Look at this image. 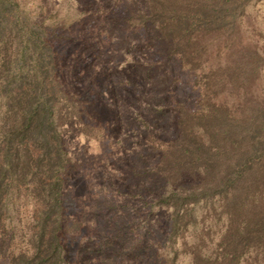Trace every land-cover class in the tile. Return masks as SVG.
I'll return each instance as SVG.
<instances>
[{
	"label": "rangeland",
	"instance_id": "rangeland-1",
	"mask_svg": "<svg viewBox=\"0 0 264 264\" xmlns=\"http://www.w3.org/2000/svg\"><path fill=\"white\" fill-rule=\"evenodd\" d=\"M17 1L45 29L55 53L52 85L65 115L60 129L68 158L61 264H264L262 249L222 263L230 228L223 202H194L204 162L169 170L164 159L167 145L202 135L200 117L214 106L238 117L246 100L253 111L262 102L264 57L245 100L214 74L237 55L264 50V0L249 1L231 30L201 38L208 47L197 70L171 55L146 14L174 0ZM172 192L178 196L161 202ZM6 204L0 264L28 249L36 207L23 191L9 194Z\"/></svg>",
	"mask_w": 264,
	"mask_h": 264
},
{
	"label": "trees",
	"instance_id": "trees-1",
	"mask_svg": "<svg viewBox=\"0 0 264 264\" xmlns=\"http://www.w3.org/2000/svg\"><path fill=\"white\" fill-rule=\"evenodd\" d=\"M182 1H160L146 14L170 45L171 55L197 70L208 47L201 38L231 30L251 0ZM237 56L232 66L214 76L232 83L235 92L241 89L245 100L258 80L264 50ZM55 72V53L45 29L20 10L17 0H0V252L9 194L23 191L36 204L28 249L11 255L10 264L64 261L62 173L68 158L60 129L65 115L56 107L59 100L52 85ZM250 100L244 102L246 113L238 117L219 105L204 112L202 135H184L167 145L164 155L169 170L204 162L197 172L201 179L194 202H223L230 228L222 263L238 262L244 251L264 253V97L254 111L247 105ZM173 195L178 196L172 192L161 202ZM175 212L174 226L179 216Z\"/></svg>",
	"mask_w": 264,
	"mask_h": 264
}]
</instances>
